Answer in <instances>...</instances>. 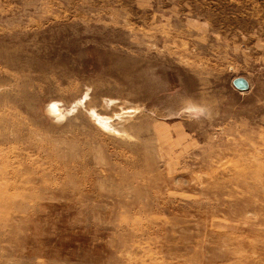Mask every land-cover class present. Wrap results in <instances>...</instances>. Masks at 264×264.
I'll return each mask as SVG.
<instances>
[{"label": "rangeland", "instance_id": "rangeland-1", "mask_svg": "<svg viewBox=\"0 0 264 264\" xmlns=\"http://www.w3.org/2000/svg\"><path fill=\"white\" fill-rule=\"evenodd\" d=\"M0 264H264V0H0Z\"/></svg>", "mask_w": 264, "mask_h": 264}, {"label": "water", "instance_id": "water-1", "mask_svg": "<svg viewBox=\"0 0 264 264\" xmlns=\"http://www.w3.org/2000/svg\"><path fill=\"white\" fill-rule=\"evenodd\" d=\"M232 87L239 91V92H245L248 90V84L243 78H235L231 81Z\"/></svg>", "mask_w": 264, "mask_h": 264}, {"label": "bare ground", "instance_id": "bare-ground-1", "mask_svg": "<svg viewBox=\"0 0 264 264\" xmlns=\"http://www.w3.org/2000/svg\"><path fill=\"white\" fill-rule=\"evenodd\" d=\"M98 117V116H97ZM97 121V123L104 129L110 131L112 130L113 132L114 129L112 128V126L110 125V120L108 118H100L98 117V119H95Z\"/></svg>", "mask_w": 264, "mask_h": 264}]
</instances>
